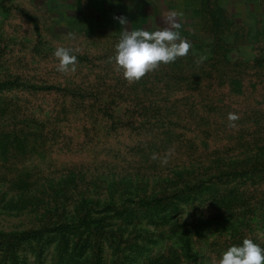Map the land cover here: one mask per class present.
Segmentation results:
<instances>
[{
  "label": "rangeland",
  "instance_id": "374dc122",
  "mask_svg": "<svg viewBox=\"0 0 264 264\" xmlns=\"http://www.w3.org/2000/svg\"><path fill=\"white\" fill-rule=\"evenodd\" d=\"M119 1L0 0V264H214L245 238L264 248V0ZM172 13L192 48L138 93L176 112L130 119L141 102L102 78L106 58L124 29ZM58 47L84 55L75 72L57 71ZM166 71L187 76L171 99ZM27 230L42 232L8 250Z\"/></svg>",
  "mask_w": 264,
  "mask_h": 264
},
{
  "label": "clouds",
  "instance_id": "9594fccd",
  "mask_svg": "<svg viewBox=\"0 0 264 264\" xmlns=\"http://www.w3.org/2000/svg\"><path fill=\"white\" fill-rule=\"evenodd\" d=\"M121 25L128 23L126 17H115ZM166 27L157 28L155 31L146 29H126L121 33L118 43L115 45V55L109 57V62L114 61L117 71H121L123 78L129 84L138 82L149 72L158 70L161 64L173 63L177 58L188 55L192 48L191 42L180 35L181 24L177 15L172 13L165 17ZM54 56L58 59L57 71L61 73L75 72L77 57L72 54V49L58 47ZM201 56L197 63L206 60ZM236 113H229L227 119L229 127H236L239 119ZM154 153L151 159H157ZM167 163V156L161 160ZM214 264H264V248L254 243L252 239L245 238L242 246H231L222 253V258Z\"/></svg>",
  "mask_w": 264,
  "mask_h": 264
},
{
  "label": "trees",
  "instance_id": "16d2710c",
  "mask_svg": "<svg viewBox=\"0 0 264 264\" xmlns=\"http://www.w3.org/2000/svg\"><path fill=\"white\" fill-rule=\"evenodd\" d=\"M195 35V33L193 34ZM74 55V54H73ZM75 56L77 57L78 60H85V57H83L84 55H77L75 54ZM105 56H107V54H103L101 55V59H105ZM109 57H113V56H107L106 58V61H109ZM111 63V62H110ZM114 73H111L109 71V68L105 69L104 72H103V75H102V78H106L107 77V74H110L111 76H114L113 78L116 80V82H120V83H123V84H127L129 86H133V88L136 90L134 92L135 94V99L136 101L138 102H141V103H135L134 105V112L132 110L133 113H128L127 116L129 115L130 116V119H173V118H170L168 114H174L176 111H161L160 108H159V105L162 104V102L160 101L158 103V105L155 107V105L152 104V98L149 97V92H146L147 90H145L146 92V95L145 96H148V97H145V96H142L141 93H138L140 92V83L141 82V79L138 81V82H133L131 84L128 83L127 80H125L123 78V75H122V72L121 71H117V68H116V71H114ZM154 75L156 76V78L158 77V79L160 80L161 84L163 86H165V91L168 92V96H170L169 98L171 99L172 97L175 96V92L178 91L177 89H180L177 87V85L181 82H185L186 83V78L187 76H184L183 73H171V72H161V73H154ZM225 76V75H224ZM240 77L239 76H236L233 77V79H231L230 81V86L232 87V89L234 90V92L236 93H242V80L239 79ZM143 80V79H142ZM29 88H32V89H37V90H45V91H52V90H56V91H62V90H65V87H62V86H53V85H50V86H36V85H25ZM177 88V89H176ZM184 89V88H183ZM66 90H69V94L72 93V94H75V93H81L79 91H76L75 89H69V88H66ZM185 90V89H184ZM150 91V90H148ZM129 95H131V91L127 92ZM128 96V95H127ZM174 102L175 103H178L179 102V99H174ZM180 103V102H179ZM178 105V104H177ZM136 107V108H135ZM179 108H181V106H178ZM136 109V111H135ZM152 111H157L158 114L157 115H152ZM106 110H104V115L106 114ZM160 113V115H159ZM168 113V114H167ZM136 114V115H134ZM176 119H180L182 117V114H176ZM134 123H132L133 125ZM18 125L15 124L13 125V127H17ZM135 128H139V124L137 126H134ZM146 126H142V128H144ZM16 133V131H14ZM32 129L31 127H29V125H22L18 130H17V133L19 134H24L23 136L27 137L29 135H32ZM42 231H39V230H27V231H24V232H18V233H13V234H9L7 236H5V244L7 245V249L10 250L11 246L13 245V242L14 241H22V240H26V239H31L33 237H36L38 234H40ZM1 235V234H0ZM3 236L0 238V240H2ZM3 241H4V238H3Z\"/></svg>",
  "mask_w": 264,
  "mask_h": 264
},
{
  "label": "crops",
  "instance_id": "0c3cea01",
  "mask_svg": "<svg viewBox=\"0 0 264 264\" xmlns=\"http://www.w3.org/2000/svg\"><path fill=\"white\" fill-rule=\"evenodd\" d=\"M119 2H121V3H122V2H123V0H122V1H119ZM100 12H101V11H100ZM121 12H122V11H121ZM125 12H127V11L125 10V11H124V14H125ZM122 13H123V12H122ZM116 20H117V19H116ZM149 29H150V28H148L147 30H149ZM130 30H134V29H132V28L130 27L129 31H130Z\"/></svg>",
  "mask_w": 264,
  "mask_h": 264
}]
</instances>
